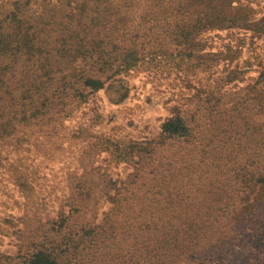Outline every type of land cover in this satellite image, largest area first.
<instances>
[{"label": "trees", "instance_id": "1", "mask_svg": "<svg viewBox=\"0 0 264 264\" xmlns=\"http://www.w3.org/2000/svg\"><path fill=\"white\" fill-rule=\"evenodd\" d=\"M263 2L13 0L5 11L0 5V148L25 142L28 127L64 122L101 91L113 90L114 101L123 102L126 78L143 67L182 73L188 84L201 74L198 110L216 112L219 130L233 140L231 152L198 159L199 137L220 133L206 135L208 123L176 106L158 136L137 151L136 166L147 175L144 169L92 187L78 183L81 197L92 198L78 202L84 211L93 199L112 205L103 220L61 211L8 264H264ZM223 33L227 42L218 46L212 34ZM169 142H179L180 158L161 154ZM179 165L194 179L182 182ZM98 182L102 188L93 192Z\"/></svg>", "mask_w": 264, "mask_h": 264}, {"label": "rangeland", "instance_id": "2", "mask_svg": "<svg viewBox=\"0 0 264 264\" xmlns=\"http://www.w3.org/2000/svg\"><path fill=\"white\" fill-rule=\"evenodd\" d=\"M12 1L0 0L1 10L9 9ZM226 37L227 33L221 34V38L212 34L218 46L227 42ZM156 69L160 68L143 67L132 72L125 81L128 97L123 102L114 101L113 90L101 91L87 103L75 104L73 113L66 120L61 119L64 122L28 127L25 142H12L0 148V264H8L36 228L41 225L46 228L59 217V212L79 215L78 209L84 211L87 205L78 202L92 198L81 197L82 190H77L80 181L87 180L92 187L94 180L129 179L132 175L139 176L144 169L147 175L146 167L139 170L136 166L137 151L158 136L162 123L176 106L185 110L186 115L208 123L203 128L206 135L220 133L221 137H199L198 159L219 158L229 148L231 152L233 140L229 133L219 130L216 112L205 115L204 109L198 110L201 106L195 95L201 74L193 76L188 84L182 73H161ZM224 117L223 114L221 118ZM169 143L161 154L170 155L167 160L180 158L179 142ZM176 168H182L178 174L182 182L194 179L186 176L187 169L181 165ZM101 188L98 182L93 192ZM93 202L84 215L94 221L103 220L112 205L103 203V199Z\"/></svg>", "mask_w": 264, "mask_h": 264}]
</instances>
